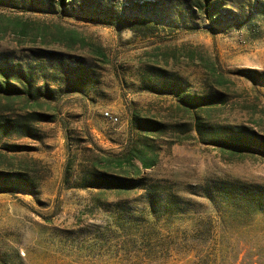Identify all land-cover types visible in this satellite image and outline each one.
Returning a JSON list of instances; mask_svg holds the SVG:
<instances>
[{"label":"rangeland","instance_id":"obj_1","mask_svg":"<svg viewBox=\"0 0 264 264\" xmlns=\"http://www.w3.org/2000/svg\"><path fill=\"white\" fill-rule=\"evenodd\" d=\"M212 7L209 18L193 0H68L63 8L56 0H0V66L29 68L54 92L38 102L0 96V116L54 115L36 123L38 139L0 137V169L27 172L34 183L32 192L0 189V264H264V213L214 208L196 192L212 180L264 187V158L193 138L168 145L167 134L129 124L133 113L169 125L188 120L172 93L157 92L177 77L191 93L224 92L212 119L264 133V0ZM76 58L96 78L82 91L65 84ZM65 131L74 159L68 185ZM5 143L26 149L9 152ZM146 143L158 152L156 165L134 164L147 182L190 200L186 214L156 223L141 189L76 187L94 156L122 158L133 147L152 155Z\"/></svg>","mask_w":264,"mask_h":264},{"label":"trees","instance_id":"obj_2","mask_svg":"<svg viewBox=\"0 0 264 264\" xmlns=\"http://www.w3.org/2000/svg\"><path fill=\"white\" fill-rule=\"evenodd\" d=\"M63 8L68 0H56ZM146 4V3H144ZM142 2V6L144 5ZM213 0H193L195 10H202L209 18L212 17ZM73 41L72 44H75ZM97 52L99 58L104 57L103 51ZM72 61L71 69L68 70L69 78L66 80L67 88L74 91H82L96 78L93 69L81 59ZM248 74H255L254 71H244ZM258 75V73H256ZM260 75V74H259ZM258 75V76H259ZM256 78L255 76H253ZM38 80L34 77L29 68L18 66H0V96L6 98L17 97L26 98L30 101H39L41 98L52 99L54 92L46 85H38ZM156 88L154 84L147 87ZM159 93L169 92L175 96L178 105H181L188 112V120L171 125L160 122L154 118L143 117L136 113L131 114L130 128L148 134H153L158 138H168V145L181 143L186 139H197L198 142L218 148L231 156L240 152L255 153L264 158V133L261 130H253L247 127L226 124L212 119L210 111L223 103L224 92L216 90L206 94H195L189 91L177 77L167 80L166 83L157 89ZM54 120V115L40 111H28L17 118L0 116V137H9L15 134L17 137H29L38 139L36 123L49 122ZM255 127L261 128L258 123ZM168 129V132L165 133ZM67 131V130H66ZM66 134V148L68 157L63 171V184H69L74 167V159L70 157V135ZM194 134V135H191ZM164 137V138H165ZM154 139V137H151ZM86 144L96 147L86 136ZM3 147L9 152L23 151L25 146L16 144H6ZM147 150L152 155H144L142 150L131 148L122 158H108L105 155L94 156L88 166L81 170V176L77 180L76 187L82 189H114L117 191H128L141 189L147 208V218H152L154 222L165 217H176L186 214V209L190 208L191 201L181 199L176 193L165 189L160 182H147L142 176V169H150L157 163L158 152L153 145L146 143ZM90 150H92L89 147ZM101 154L103 150L98 149ZM140 163L141 168L134 164ZM117 170V171H116ZM17 188L27 192H32L34 188L33 180L23 171H4L0 169V189ZM195 192V191H193ZM197 196L207 199L214 208L229 207L241 210L244 207H251L255 212L264 213V187L244 182L225 183L212 180L204 186L199 187ZM194 195V193H192ZM191 194V195H192ZM217 210V209H216ZM219 211V210H218ZM235 211V210H234ZM162 217V218H161ZM146 217L142 216V223ZM197 230V226L193 225ZM195 245V244H194Z\"/></svg>","mask_w":264,"mask_h":264},{"label":"built area","instance_id":"obj_3","mask_svg":"<svg viewBox=\"0 0 264 264\" xmlns=\"http://www.w3.org/2000/svg\"><path fill=\"white\" fill-rule=\"evenodd\" d=\"M104 117L109 120L111 123H117L118 122V118L117 116L112 115L110 112L106 111L104 113Z\"/></svg>","mask_w":264,"mask_h":264}]
</instances>
